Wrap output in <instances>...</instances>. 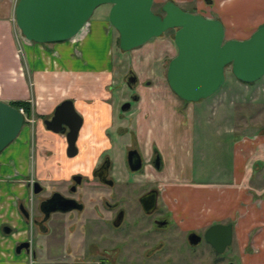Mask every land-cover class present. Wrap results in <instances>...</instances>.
<instances>
[{
    "label": "crops",
    "instance_id": "1",
    "mask_svg": "<svg viewBox=\"0 0 264 264\" xmlns=\"http://www.w3.org/2000/svg\"><path fill=\"white\" fill-rule=\"evenodd\" d=\"M155 1L163 4L167 0ZM172 1L180 6L195 2V0ZM225 1L218 0L219 5H216V1L212 0V3H209L212 5L204 7L203 1L197 0L193 10L189 12L220 18L219 8L225 7ZM227 1L232 5L238 0ZM16 2L17 0H0V100L27 101L28 111L24 108L27 113L31 109L34 110L36 105V114H44L45 117L62 100L71 99L76 111L83 118L78 144L84 149V143H88L89 150L85 155L79 153L73 159V164L79 163L80 166L83 165L80 163L82 161L90 163L97 149H100V154L103 152L110 154V149L115 148L109 131H115L120 127L118 126L120 123L115 124L113 115L118 100H114V105L110 100L116 99L114 93L119 95L123 93L125 97L127 95L129 97L131 93H126L125 86L116 83L113 77L114 63L120 54L116 56L113 54V46L116 44L112 34L113 26L108 19L111 6L104 4L107 11L101 12L98 16L92 15L74 37L61 42L37 43L25 38L17 39L13 34L7 18L10 11L14 12ZM231 38L238 37L235 34L229 39ZM150 41L129 50L128 53H136ZM132 56L135 57L134 54ZM145 62L144 64L148 65L152 64L153 60ZM97 73L98 76L93 75ZM137 78L139 101L130 112L136 119L134 122L129 118L131 121L128 120L129 127L136 132L144 163L154 158L155 148L158 150L162 168L155 167L157 171H151L152 168L148 170L159 181L162 201L173 220L186 228L232 223L233 238H236L240 246L242 263L264 264V199L260 197L264 193V128L249 134H238L234 131L231 133L237 136L231 138L233 142L231 176L225 181L228 183L220 185L223 191L221 194L215 193L218 194L216 196L207 194L204 191L211 189L212 185L194 183L195 164L189 158L192 153L189 152V155L188 149L187 152L181 151L182 148L195 149L196 146L194 102L180 98L173 92L167 79L157 77L142 80L140 76ZM95 79L100 81L101 85L97 90L98 83ZM121 85L123 86L120 87ZM36 128L37 144L45 149L53 147L60 155L61 161L58 158L56 161L68 164L70 160L65 155V140L46 132L43 124L37 125ZM19 134L15 138L16 141L15 139L12 141L14 144L18 143ZM119 139L121 140L120 136ZM21 142L7 159L0 155V166L3 170L0 172V226L6 224L14 232L10 235L0 232V264H10L9 259L19 256L21 253L13 254L14 256L11 254L14 243L28 238V218H25L17 207V203L24 201L23 198L28 194V178L25 179L28 173L23 161L24 154L22 149L18 151L22 148ZM51 142L55 144L52 146ZM37 157V174L44 175V172L49 170L51 175L58 173L62 175L60 178L67 177L69 171L62 174L52 169L53 159L45 161L44 156ZM119 158L117 156L115 163ZM95 159L98 160V155ZM9 160L13 161L16 177L7 182L4 176L8 173L6 164ZM44 162L46 171L43 167ZM198 170L204 171L203 168ZM221 170L219 169L220 173L225 169ZM25 208H28L26 204Z\"/></svg>",
    "mask_w": 264,
    "mask_h": 264
},
{
    "label": "rangeland",
    "instance_id": "2",
    "mask_svg": "<svg viewBox=\"0 0 264 264\" xmlns=\"http://www.w3.org/2000/svg\"><path fill=\"white\" fill-rule=\"evenodd\" d=\"M199 1H203L204 7H209L212 5L209 4L207 0ZM215 1L216 5H219L218 0ZM196 2L197 0H195V2L192 4H181V7L186 11L193 10L194 5L197 4ZM225 4V7L219 8L218 16L224 21L225 27L227 28V39H229L231 35L234 36L235 34L238 37L236 39H246L253 34L259 25L264 23V0H238L232 5L230 1L226 0ZM161 6L162 3L160 1H155L153 10L160 14ZM106 8V5H101L95 10V12H93L92 15L98 16V14L101 12H106ZM8 17L9 18L7 19L9 21L10 28L13 31L15 37H17V39L24 38L15 25L14 12L10 11ZM112 34L115 38L116 44L113 46V54L114 56L120 54L119 59H117L114 63L115 66L113 69V77L116 83H121L125 86L124 89L126 88V93L131 92V90L126 85V81L127 78L132 74L136 77L140 76L142 80H152L155 78L157 79V77L167 79L168 64L170 60L177 54V47L174 43L175 29H170L162 36L152 39L146 46L142 47L136 53H133L135 57H133V54L130 52L128 53V51H122L118 42L119 33L114 27L112 28ZM167 49H169V51ZM138 60L139 62H137ZM145 60L146 62L147 60H153V63H147L148 65H146L144 64ZM151 70L155 71L152 72ZM93 75L98 76V73ZM96 82L98 83L96 88L97 90L101 85H99L100 81L96 80ZM137 93L140 94V91H137ZM115 95L116 99L113 98V101L110 100L113 105L114 100H118L113 111L116 122L115 124L117 125L120 123L118 126L125 128L130 125L129 123L131 121H128L129 118L134 120V122L136 118L134 115H130L131 113L128 112H123V118H119V114L122 111V100L127 99L128 95L125 97L123 93H120V95L114 93V96ZM193 104H195L194 124L196 146L195 149L182 148L181 151L182 153L187 152L186 150L188 149V154L190 155L189 152L192 153V156H189V158L193 160V164H195V173L193 175L194 183H209L212 185L211 189L205 190L204 192H207V194H221L223 191H221L222 187L220 185H222V183L223 185L228 183L225 181L229 180L231 176L230 170L233 168V142L231 138H237V136L231 133L234 131L238 134H249L264 128V76L257 81L243 83L234 76L231 67H228L226 69V81L222 88L212 96L202 99L199 102H194ZM117 105H119V107H117ZM135 105L136 103L134 102L133 108H135ZM35 106V122L32 126L33 128L28 126V123H24L19 134L20 139H18V143L14 144L12 142L9 144L8 148H5L1 155H3V159H7V156L12 154V151H16L17 145H20L19 142L24 141V143L21 142L22 148H19L18 151L22 149L21 151L24 154L23 161L24 165L26 166V171L29 174L28 177H25V179L27 180V178H29L40 181L41 184L48 187V189H60L64 184V182L59 180L60 176L62 175L58 173L57 175L53 174L54 176L51 175L49 170L46 171L45 162L43 167L47 173L44 172V175L37 174V156H44L45 161H51L53 159V168H51L56 172H62L61 167H63L65 169H71L69 172L88 173V170L96 164V155H98V158H100V149L95 150L96 154L93 153L95 157H93L90 163L82 161L80 163H83V165L78 167H67L69 163L61 164V160L59 158L60 155L53 149V147L51 149H45L42 148L40 144H37L38 132L36 126L42 124L41 121L44 118V114H36L37 109ZM41 109L39 110L41 111ZM44 111L45 110L42 112ZM134 122L132 121L133 124ZM131 129V134H128L125 137H120L121 140L119 139V135L116 131H109V137L112 139V145L115 148L113 150L110 149L109 155L110 157L113 155L114 157L112 158L115 161L117 156L120 157L116 163L114 160H112L114 166L112 174L116 180L115 185L107 186L103 185L98 180H92V184L82 186V188H85V194L91 197L90 200L85 202L86 205L98 206L100 212L103 214L106 211V202H109L113 207H116V209L122 208L126 210L128 214L126 217V219H128V225L123 224L120 230L110 228L108 225L101 222L105 219L101 220L97 217L96 226L98 227L96 229V235L98 237L102 236L103 238H112L113 241H117V238H119L118 240L120 241V238L128 235L141 236L143 231L142 228L145 226L144 223H140L138 226L132 224L134 221H140L143 219L140 214L139 196L149 188H157L160 191L159 181L153 177L152 172L148 170L152 168L151 171H157L154 165V158L151 159L150 162L146 161V163H144V168L137 172L132 171L126 166L127 148L131 147L133 142H135V145L137 144L139 148L136 132ZM227 137L229 138L227 139ZM53 144L55 143L51 142L52 146ZM56 146L58 145L56 144ZM78 146L80 150L79 153L81 154L84 153L85 155L86 152L89 151L87 150L88 143L86 142L83 145L84 149H82L79 144ZM84 155H82V157H84ZM56 158H58L60 161H56ZM161 164L162 162L160 163L159 169L162 168ZM198 168H203L204 171H200ZM219 169L220 171H222L221 169L225 170H223L224 172L220 173ZM47 192L48 190H46L45 193H40L38 196L34 195L32 202V195L29 191L28 194L23 198L27 206H30V203L32 204L31 208L34 216L38 214V211L35 207L37 201L36 198L42 197L43 195L47 194ZM216 195L218 194H215V196ZM261 195V199H264V193ZM158 204L164 209L165 204L163 203L161 196L159 198ZM107 215L109 217L111 216V213H108ZM62 220L64 221L66 219H64L62 216L60 217L58 215H54L48 222V226L53 228L51 230L53 231V236L50 239V248L48 249V252H46L44 249L35 250L36 259L39 260V264H46L48 260L52 259L58 261V259L61 258L57 254L61 253V250L59 251L61 246L58 245L61 243L60 234H62V224H60V222H62ZM71 220L73 221L74 219ZM128 226L130 227L129 233L127 232ZM36 229L37 228L28 223V239L33 236L34 244H36L37 241H42L40 239L41 237L39 240H37L40 233ZM75 231L76 236H79L78 230L76 229ZM180 235L181 234L177 233V231L172 233V236ZM11 254L14 256L13 252H11ZM215 259L216 256L211 255L209 264H213ZM231 261L233 264H243L241 261L240 246L235 237L233 238L231 246L227 249L224 264H229ZM8 262L10 264H32L33 256L31 258L30 252L26 253L23 251L19 256L9 259ZM33 264L37 263L33 262Z\"/></svg>",
    "mask_w": 264,
    "mask_h": 264
},
{
    "label": "water",
    "instance_id": "3",
    "mask_svg": "<svg viewBox=\"0 0 264 264\" xmlns=\"http://www.w3.org/2000/svg\"><path fill=\"white\" fill-rule=\"evenodd\" d=\"M154 1L17 0L14 22L22 36L29 41L61 42L74 37L99 6L109 4L108 19L119 33V46L123 51L137 48L175 29L177 54L168 64L167 80L173 92L188 102L200 101L219 91L226 81L228 67L238 80L245 83L264 76V23L246 39H227L226 28L220 18L186 11L172 0L162 4L159 14L153 10ZM136 79V76H132L129 81L134 83ZM129 107V103H126L122 110ZM43 123L47 129L58 133H63L64 127H67V154H76L75 142L82 117L71 99L57 104L51 118L43 120ZM23 124V115L17 108L0 100V152L18 136ZM160 161L158 156L157 168H160ZM128 164L135 172L142 168V157L137 149L129 151ZM108 166L109 163L104 168ZM101 179L107 182L105 178ZM35 186L39 187L37 182ZM40 190L39 187L34 192ZM43 203L48 204L47 213L76 207L74 200L66 199L58 192ZM19 210L28 218V210L22 204ZM3 231L9 233L10 227H4ZM205 237L219 252H224L233 241V224H212ZM21 247L19 245L16 251Z\"/></svg>",
    "mask_w": 264,
    "mask_h": 264
},
{
    "label": "flooded vegetation",
    "instance_id": "4",
    "mask_svg": "<svg viewBox=\"0 0 264 264\" xmlns=\"http://www.w3.org/2000/svg\"><path fill=\"white\" fill-rule=\"evenodd\" d=\"M207 2L212 3V0H207ZM132 76L135 75L132 74L127 78L126 81V85L131 90V93L128 99L123 101V105L129 103L130 107L127 110H122L119 114V118H123V112L130 113L133 103H137L139 101V94L137 93L138 78L134 83H131L129 78ZM54 109L50 114L42 119L43 127L46 132L60 136L65 140V155L70 160V164H68L67 167L76 165L79 166V163L73 164V159L77 157L80 151L78 148V139L80 129L83 125V118L75 142L77 152L73 156H68L65 136L68 128L64 127V132L58 133L47 129L46 125L43 123V120L51 118ZM115 131L120 137L131 134L129 126L125 128L120 126L116 128ZM133 144L131 147L127 148L126 151V166L130 169L128 164L129 151L137 149L142 157L143 166L141 169H143V156L137 144L135 145V142H133ZM8 146L5 148H8ZM5 148L3 150H5ZM3 150L0 152V155L2 154ZM156 150L154 156V165L157 168L156 161L158 157V150ZM12 162L13 161L9 160L6 164L8 173L4 176V179L7 182H10L16 177ZM107 163H109V166L105 169L104 167ZM113 168V161L110 155L107 152H103L100 155V158H98L96 161V164L88 170V173L68 172L71 169H65L61 167L62 174L64 171L68 173L67 177L59 178L61 182H64L60 189H48V187L41 184L40 181L28 178V191L32 195L31 202L33 201L34 195L38 196L40 193H45L46 190H48L47 194L40 198H36L37 201L35 207L38 211L36 216H34L32 213L31 203L27 208L28 223L37 228L36 230L40 233L37 240H39L41 237L40 239L42 241H37L36 244H34L33 236L30 237V239H21L14 243V254H20L23 251L26 253L30 252L31 258L33 256V262L39 264V260L36 259L35 250L44 249L46 252H48V249L50 248V239L53 236V231H51L53 228L48 226V222L51 220L52 216L58 215L66 219L60 222V224H62V234H60L61 243L58 246H61L59 249V251L61 250V253L57 255L61 258L58 259V261L53 259L48 260L46 264H209L211 255L216 256L213 264H224L227 249L231 245H229L224 252H219L205 237V233L211 225L200 228H186L182 224L174 221L169 210H167L165 206L163 209L158 204L161 192L157 188H149L139 196L140 214L143 219L140 220L141 222L134 221L132 224L138 226L140 223H144L145 226L142 228L143 231L141 236L128 235L120 238V241L118 240L119 238H117L116 240L118 242L115 240L113 241V239L109 237H98L96 235V229L98 227L96 226L97 217L101 220L105 219L101 222L105 223L110 228L120 230L123 224L128 225V219H126L128 214L125 209H116V207H113L109 202H106V211L103 214L100 212L98 206H88L85 204V202L90 200L91 197L85 194V188H82V186L92 184V180H98L100 183L107 186L115 185L116 180L112 174ZM0 172H3L1 166ZM102 177L105 178L107 182L102 181ZM36 182L41 188V190L37 193L34 192L36 188H39L38 186H35ZM56 192L60 193L66 199L74 200L76 202L74 203L76 207L67 211H50L47 213L46 210L48 204H44L43 202L47 201ZM42 203L43 205H41ZM20 204L25 207L24 201L17 203L18 208ZM108 213H111V216L108 217ZM71 219L74 220L72 221ZM129 226L127 229L128 233L130 229ZM4 227H7V225L3 224L0 226V232L6 235L14 233L11 228L9 233H5L3 231ZM76 229L78 230L79 236H76ZM176 231L181 235L172 236V233ZM192 234H196L197 236H192ZM27 242L28 244L26 245L25 243ZM19 245L22 247L17 252L16 249ZM229 264H233V262L231 261Z\"/></svg>",
    "mask_w": 264,
    "mask_h": 264
},
{
    "label": "built area",
    "instance_id": "5",
    "mask_svg": "<svg viewBox=\"0 0 264 264\" xmlns=\"http://www.w3.org/2000/svg\"><path fill=\"white\" fill-rule=\"evenodd\" d=\"M17 110L23 115L24 123H28V125L32 127L34 122H35L34 110L31 109V111L29 113H27V111H25L23 106L18 107Z\"/></svg>",
    "mask_w": 264,
    "mask_h": 264
},
{
    "label": "trees",
    "instance_id": "6",
    "mask_svg": "<svg viewBox=\"0 0 264 264\" xmlns=\"http://www.w3.org/2000/svg\"><path fill=\"white\" fill-rule=\"evenodd\" d=\"M118 42H119V38H118ZM11 106L18 108L20 106H23L27 111L29 109V105L27 101H23V100H14V101H10L8 102Z\"/></svg>",
    "mask_w": 264,
    "mask_h": 264
}]
</instances>
